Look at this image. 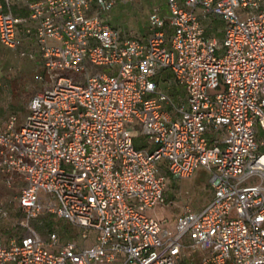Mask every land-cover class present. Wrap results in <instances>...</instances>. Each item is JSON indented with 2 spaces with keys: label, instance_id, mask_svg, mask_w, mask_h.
<instances>
[{
  "label": "built area",
  "instance_id": "built-area-1",
  "mask_svg": "<svg viewBox=\"0 0 264 264\" xmlns=\"http://www.w3.org/2000/svg\"><path fill=\"white\" fill-rule=\"evenodd\" d=\"M164 2L137 38L103 18L115 0H0V45L42 69L20 123L0 125V182L26 220L54 213L90 240L22 223L0 264H264V0ZM199 166L202 207L148 214Z\"/></svg>",
  "mask_w": 264,
  "mask_h": 264
},
{
  "label": "rangeland",
  "instance_id": "rangeland-1",
  "mask_svg": "<svg viewBox=\"0 0 264 264\" xmlns=\"http://www.w3.org/2000/svg\"><path fill=\"white\" fill-rule=\"evenodd\" d=\"M152 7H159L161 13L166 12L164 0H115L112 8L103 13L106 22L124 33L135 37H143L146 33V17ZM212 36L219 39L222 22L218 18H208L204 21ZM42 72L41 67L27 57H21L16 50L0 45V122L7 116L15 115L19 123L24 114L29 98L41 89L37 76ZM169 74L163 71L158 77L160 80ZM157 77L153 78L157 81ZM163 91L173 96L182 95L181 88L174 86L169 81L160 84ZM257 128L255 140L262 138ZM135 147L148 146V141L138 136L133 140ZM18 187L7 188L0 182V203L6 209V216L0 218V239L7 241L24 233V226L31 227L41 238L46 241L47 234L54 231L59 244L67 240H76L78 244H89L78 237L75 227L67 221L59 218L54 213L40 212L36 217L25 219L23 213L16 207L13 197L17 194ZM208 173L202 167H197L194 173L186 179L168 177L164 190V201L162 205L154 210L147 211L148 214L158 218L166 219L172 223L173 218L182 212L185 207L196 211L209 199ZM92 233L89 232V237Z\"/></svg>",
  "mask_w": 264,
  "mask_h": 264
},
{
  "label": "crops",
  "instance_id": "crops-1",
  "mask_svg": "<svg viewBox=\"0 0 264 264\" xmlns=\"http://www.w3.org/2000/svg\"><path fill=\"white\" fill-rule=\"evenodd\" d=\"M137 38H140V37H137ZM141 38H142V37H141ZM6 118H7V117H6ZM6 118H5L2 122H0V125L4 124ZM19 123H20V122H19ZM19 123L16 121V124H17V125H18Z\"/></svg>",
  "mask_w": 264,
  "mask_h": 264
},
{
  "label": "trees",
  "instance_id": "trees-1",
  "mask_svg": "<svg viewBox=\"0 0 264 264\" xmlns=\"http://www.w3.org/2000/svg\"><path fill=\"white\" fill-rule=\"evenodd\" d=\"M168 179V178H167Z\"/></svg>",
  "mask_w": 264,
  "mask_h": 264
}]
</instances>
